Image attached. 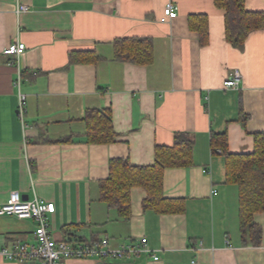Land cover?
<instances>
[{"label":"crops","instance_id":"0c3cea01","mask_svg":"<svg viewBox=\"0 0 264 264\" xmlns=\"http://www.w3.org/2000/svg\"><path fill=\"white\" fill-rule=\"evenodd\" d=\"M169 1L179 8L172 20ZM19 5L29 10L19 14ZM246 9L264 15V0H246ZM191 16L204 18L206 43ZM130 37L151 39V63L116 58V40ZM15 42L27 46L20 57L5 53ZM237 69L240 86L226 89ZM20 93L28 102L24 120ZM94 109L109 110L115 142L88 141L85 117ZM178 132L193 137L194 164L167 168L163 188L165 198L183 200L184 211L145 209L147 191L134 187L131 217L119 219L100 200L110 161L154 165L156 147L173 146ZM213 132L227 134L232 153H252L254 134L264 132V27L235 47L215 0H0V205L12 192L37 196L56 206L48 221L57 240L106 237L120 247L146 237L150 249L64 264H264V212L254 215L261 244L247 243L239 188L226 182ZM36 227L33 219L0 216V246L34 242ZM0 264L42 263L0 255Z\"/></svg>","mask_w":264,"mask_h":264},{"label":"trees","instance_id":"16d2710c","mask_svg":"<svg viewBox=\"0 0 264 264\" xmlns=\"http://www.w3.org/2000/svg\"><path fill=\"white\" fill-rule=\"evenodd\" d=\"M217 7L226 10L227 40L235 47L244 45L249 34L264 27V15L251 13L246 9V0H215ZM203 17L191 16L189 23L200 34L204 44L208 31L198 25ZM116 58L140 65L151 63L152 41L146 37L120 38L115 42ZM247 116H243L245 122ZM86 137L90 143H113L118 137L108 109L89 110L86 114ZM255 149L252 153H232L226 133H212L214 153L226 158L227 180L239 188L240 226L247 243L261 244L262 228L254 221L256 213L264 212V132L254 134ZM62 138L57 142H69ZM194 139L188 132H178L173 146H157L155 163L151 166H136L129 159H112L109 178L100 184V200L115 211L119 219L131 217V190L142 187L147 191L145 209L157 213H180L184 211L181 199L164 197V174L167 168L189 167L194 164Z\"/></svg>","mask_w":264,"mask_h":264},{"label":"built area","instance_id":"2783aa9c","mask_svg":"<svg viewBox=\"0 0 264 264\" xmlns=\"http://www.w3.org/2000/svg\"><path fill=\"white\" fill-rule=\"evenodd\" d=\"M29 10L26 5H19L17 12L20 14ZM178 6L167 2L165 16L168 20L178 17ZM23 42L11 43L5 50L6 54L22 56L26 51ZM243 80L240 70L225 81L226 89H237ZM27 96L20 93L18 114L24 120L27 111ZM217 195L218 191H213ZM56 211L54 203L46 202L35 196L33 199L23 200L18 192H12L5 204L0 205V216H15L18 219H33L37 222L35 230V242H14L7 246H0V255L7 260L24 262L26 260H38L42 264H64L65 260L73 258H99V259H124L141 253H149L148 240L146 237L137 242H130L120 247H113L111 241L104 237L94 241L81 238L55 239L51 234L48 216ZM155 260H159L155 256Z\"/></svg>","mask_w":264,"mask_h":264},{"label":"water","instance_id":"95a60500","mask_svg":"<svg viewBox=\"0 0 264 264\" xmlns=\"http://www.w3.org/2000/svg\"><path fill=\"white\" fill-rule=\"evenodd\" d=\"M22 198H23V200H28L29 196H23Z\"/></svg>","mask_w":264,"mask_h":264},{"label":"rangeland","instance_id":"374dc122","mask_svg":"<svg viewBox=\"0 0 264 264\" xmlns=\"http://www.w3.org/2000/svg\"><path fill=\"white\" fill-rule=\"evenodd\" d=\"M35 242V241H34Z\"/></svg>","mask_w":264,"mask_h":264}]
</instances>
